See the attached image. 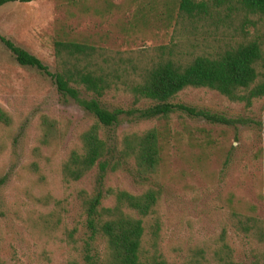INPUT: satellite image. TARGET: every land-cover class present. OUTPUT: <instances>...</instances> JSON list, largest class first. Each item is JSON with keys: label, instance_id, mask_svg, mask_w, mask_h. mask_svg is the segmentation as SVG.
<instances>
[{"label": "rangeland", "instance_id": "obj_1", "mask_svg": "<svg viewBox=\"0 0 264 264\" xmlns=\"http://www.w3.org/2000/svg\"><path fill=\"white\" fill-rule=\"evenodd\" d=\"M178 1L35 0L0 8V107L12 117L10 126L0 124L1 261L84 264L80 247L69 243V230L81 227L78 192L113 188L140 194L153 188L161 191V199L146 226L145 248L152 254L170 263L196 264L225 242L237 261L248 262L245 241L235 237L230 218L233 212L264 218V98L245 107L210 90H186L176 104L248 123L211 124L178 111L168 120L122 124L110 134L153 127L163 133L158 175L144 180L130 167L101 178L94 169L69 186L63 163L95 120L63 98L50 78L19 65L1 40L13 41L55 72L56 40L115 51L170 43ZM132 101L130 95L111 93L103 103L109 109L129 108ZM46 118L57 128L42 143Z\"/></svg>", "mask_w": 264, "mask_h": 264}, {"label": "trees", "instance_id": "obj_2", "mask_svg": "<svg viewBox=\"0 0 264 264\" xmlns=\"http://www.w3.org/2000/svg\"><path fill=\"white\" fill-rule=\"evenodd\" d=\"M33 1L0 0V8ZM1 40L19 65L50 78L63 98L73 100L95 120L80 133L63 163L62 177L69 186L94 169L101 178L130 167L144 180L158 175L163 133L153 127L110 134L122 124L168 120L178 111L211 124L236 127L248 123L176 104L175 99L186 90H210L245 107L264 98V0H179L170 43L153 48L115 51L56 40L55 72L13 41ZM111 93L132 96V106L109 109L103 100ZM0 124H12L11 115L2 107ZM44 125L42 143L57 128L48 118ZM77 195L82 221L80 228L69 230V243L80 247L84 264H176L145 248L147 222L157 211L161 191L147 188L132 194L109 188L105 193L81 190ZM230 224L235 237L245 241L248 262L237 261L235 250L223 241L210 259L202 257L196 264H264V218L233 212ZM156 246L153 238L154 252ZM0 264L6 263L0 260Z\"/></svg>", "mask_w": 264, "mask_h": 264}]
</instances>
